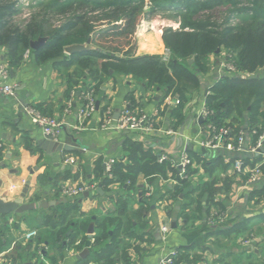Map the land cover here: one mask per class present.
Here are the masks:
<instances>
[{
	"label": "crops",
	"instance_id": "crops-1",
	"mask_svg": "<svg viewBox=\"0 0 264 264\" xmlns=\"http://www.w3.org/2000/svg\"><path fill=\"white\" fill-rule=\"evenodd\" d=\"M20 1L14 0L16 7L22 6ZM143 26L144 21L137 30V56L163 57L167 49L156 32ZM223 56L210 58V73L203 78L209 85L223 77L218 72ZM11 57L12 51L0 44V68L8 72L5 82L15 87L14 97H0V163L5 164L0 167V199L22 200L35 208L0 215V264H160L172 251L179 254L175 264H264V143L261 153L249 150L259 141L246 131L247 152L235 155L190 141L199 138L202 128L198 119L205 105L203 89L190 94L180 120L178 95L148 88L131 76H114L110 70L109 77L94 81L88 70L66 67L64 58L39 65L34 52L18 63ZM89 90L96 111L81 118ZM25 107L61 122L55 139L66 142L73 136L79 151H42L37 142L45 135ZM126 110L153 117V131L113 128L114 116ZM225 122L229 125L231 120ZM170 131L175 134L168 135ZM188 141L194 146L187 150L190 164L181 177L173 161ZM162 155L170 161L160 163ZM236 159L244 162L242 174L234 170ZM111 160L132 180L106 182ZM167 164L161 173L159 167ZM259 165L260 180L252 183V171ZM179 181L185 185L180 187ZM81 184H94L96 189L74 198L61 191ZM217 214L225 220L210 225L209 219ZM167 225L171 231L163 239L161 229ZM32 232L36 237L27 239Z\"/></svg>",
	"mask_w": 264,
	"mask_h": 264
},
{
	"label": "trees",
	"instance_id": "trees-1",
	"mask_svg": "<svg viewBox=\"0 0 264 264\" xmlns=\"http://www.w3.org/2000/svg\"><path fill=\"white\" fill-rule=\"evenodd\" d=\"M16 3L0 0V44L12 51L13 63L27 51L35 53L39 65L65 59L67 47L91 40L94 50L65 59L66 67L88 70L94 81L109 77L112 70L114 76H131L148 88L180 95L176 116L181 120L190 94L202 89L199 76L210 73V58L225 53L223 60L236 72L208 87L205 106L213 113L210 121L218 129H230L229 139L235 142L242 132L255 133L256 143L263 134L264 0H39L21 24L16 19L22 9ZM168 12L173 14L170 23L156 20L153 24L170 61L160 55L137 56L138 27L147 18ZM234 19L238 23L233 24ZM41 38H47V43L33 51L31 42ZM226 120L231 123L226 125ZM115 180L128 182L132 177L115 165L105 181Z\"/></svg>",
	"mask_w": 264,
	"mask_h": 264
},
{
	"label": "built area",
	"instance_id": "built-area-1",
	"mask_svg": "<svg viewBox=\"0 0 264 264\" xmlns=\"http://www.w3.org/2000/svg\"><path fill=\"white\" fill-rule=\"evenodd\" d=\"M30 0H21L20 5L25 7H30ZM30 13H26L25 17L29 18ZM30 51H27L25 54V57H28ZM170 59V52L167 50L165 55L163 56V60L165 62H168ZM219 76L225 75L228 73H235L236 69L235 67L228 63L226 60H223L219 65ZM240 74V73H239ZM241 77L242 74L240 75ZM0 78L4 80L2 83H0V97L5 98H12L15 96V87L11 84H8L5 82L8 78V72L5 68H0ZM86 106L79 111V115L81 118L87 117L94 113L96 111V103L93 99L92 93H88L86 96ZM177 104H179V100L176 101ZM73 107V102L70 101L68 103V108ZM25 113L27 116L31 119L32 123L39 127L45 136L55 138L58 134V131L60 127L62 126V123L59 122L56 119L49 118L45 115H43L37 108L35 107H25L24 108ZM213 115L211 111H209L206 106L204 105L202 107L201 115L205 122L207 123L204 127L202 125V128L199 130V138L191 139L190 141L198 144L201 148L209 149L212 151H229L232 152L235 155L242 154L244 152H247V149L245 147V133L242 132L239 137L237 138L236 142L234 140H230L229 136L231 135L230 129L228 128H220L218 129L211 121L210 118ZM199 116V117H200ZM116 130L121 132H134V133H148L153 131V117L147 115V114H140L139 116H134L131 114L129 110H126L120 117V120L116 123ZM168 135L175 134L174 132L170 131L167 132ZM177 135V134H176ZM264 143V132L259 138L258 145L255 149H249L255 153H258V150L262 148ZM170 161L169 156L162 155L159 158L160 163H164ZM70 164H75L74 159H70L68 161ZM174 165L179 168L181 171L180 176L185 177L187 174V168L190 164V158L189 154L186 150L183 151L181 156L173 161ZM115 165V160H111L108 163L107 166V174L109 177L112 176L113 169ZM234 170L238 174H242L245 171L244 162L241 159H236L234 163ZM262 170L261 165L257 166L251 174L250 182L255 183L260 180ZM96 189V185H89V184H81V185H68L64 186L62 188V193L70 198H74L77 196H81L85 193H91ZM225 220V217L221 214L214 215L211 217L208 221L210 225H217V223H221ZM162 236L163 239H166L171 231L170 226H163L162 227ZM37 233L32 232L27 235V239H31L36 237ZM178 257L177 251H172L169 256L164 258L160 264H175L176 258Z\"/></svg>",
	"mask_w": 264,
	"mask_h": 264
},
{
	"label": "water",
	"instance_id": "water-1",
	"mask_svg": "<svg viewBox=\"0 0 264 264\" xmlns=\"http://www.w3.org/2000/svg\"><path fill=\"white\" fill-rule=\"evenodd\" d=\"M48 39L47 38H41L38 39L37 41H32L31 42V49L33 51H37L40 47H42L43 45H45L47 43ZM90 50H94V47L91 45V40L88 41L87 44L85 45H73V46H69L65 49V53L69 56H73L75 54H79V53H83V52H87ZM217 53H220V51L218 50ZM189 63H193V60H189ZM221 62L218 63V65H220ZM224 76V75H223ZM199 80L202 84V89L204 90V94L205 96L208 95V87L210 86L208 82H205L202 76H199ZM219 80L218 77L216 78V81ZM99 104L97 103V106ZM121 115L118 113L114 116V121L115 124L113 126V128H116V123L120 120ZM205 122V120L203 119L202 116L199 117L198 119V125L202 126ZM198 130L196 129L194 131V133H197ZM182 134V133H181ZM71 140L68 141H62L61 139L56 140L55 138H51V137H47L45 136L44 139L39 140L37 143L39 145V147L41 148L42 151L46 152L49 155H54V154H58L60 152H78L79 151V145H78V141L73 138V136H70ZM194 145L191 144V142H187L186 143V151L187 150H192ZM202 151L204 153H206L207 151L202 149ZM263 150L259 149L258 153H261ZM5 164L2 162L0 163V167H4ZM101 185L99 186L98 192L102 193L101 190ZM28 189H29V184L26 185V188L23 192L22 198H25L27 193H28ZM86 196H89V193L85 194ZM35 207L34 205H24L22 200H17L14 201L12 203H6L4 201H2L0 199V215L1 216H7L10 215L13 212H17V213H23L29 210H33ZM172 227L173 229L177 228V224H176V220H174V222L172 223Z\"/></svg>",
	"mask_w": 264,
	"mask_h": 264
},
{
	"label": "rangeland",
	"instance_id": "rangeland-1",
	"mask_svg": "<svg viewBox=\"0 0 264 264\" xmlns=\"http://www.w3.org/2000/svg\"><path fill=\"white\" fill-rule=\"evenodd\" d=\"M37 1H39V0H30V6L32 5V3H34V2H37ZM149 7V6H148ZM21 11H22V13L17 17V19H16V22L18 23V24H21V23H23V17H24V15L26 14V13H29L30 12V14L32 13V11L29 9V7H25V6H21ZM172 17H173V14L172 13H170V12H168V13H158L155 17H152V18H147L146 20H144V22H145V26H143L144 28L147 26V28H150V29H152V31H154L155 32V28H154V24H153V21H159V22H163V23H170L172 20ZM226 16H224V18H225ZM233 24H236V23H238V19H234L233 20V22H232ZM143 29V28H142ZM144 30V29H143ZM225 54V53H224ZM217 58H218V56H217ZM169 61H170V59H169ZM168 61V62H169ZM179 96V98H180V95H178ZM177 100H179V99H177ZM180 101V100H179ZM180 103V102H179Z\"/></svg>",
	"mask_w": 264,
	"mask_h": 264
}]
</instances>
